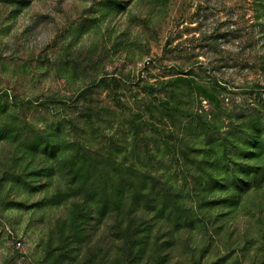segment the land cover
<instances>
[{
    "label": "rangeland",
    "instance_id": "obj_1",
    "mask_svg": "<svg viewBox=\"0 0 264 264\" xmlns=\"http://www.w3.org/2000/svg\"><path fill=\"white\" fill-rule=\"evenodd\" d=\"M0 264H264V0H0Z\"/></svg>",
    "mask_w": 264,
    "mask_h": 264
}]
</instances>
